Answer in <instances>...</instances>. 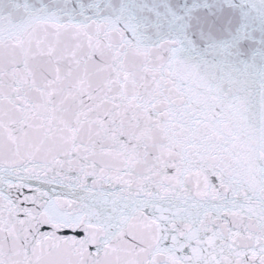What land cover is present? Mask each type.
Masks as SVG:
<instances>
[{
	"label": "snow or ice",
	"instance_id": "obj_1",
	"mask_svg": "<svg viewBox=\"0 0 264 264\" xmlns=\"http://www.w3.org/2000/svg\"><path fill=\"white\" fill-rule=\"evenodd\" d=\"M0 264H264V0H0Z\"/></svg>",
	"mask_w": 264,
	"mask_h": 264
}]
</instances>
